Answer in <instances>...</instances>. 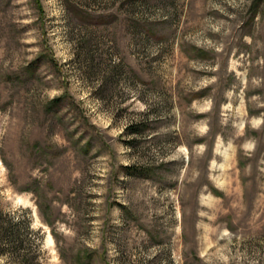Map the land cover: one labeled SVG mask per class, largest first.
I'll return each mask as SVG.
<instances>
[{"label": "rangeland", "instance_id": "rangeland-1", "mask_svg": "<svg viewBox=\"0 0 264 264\" xmlns=\"http://www.w3.org/2000/svg\"><path fill=\"white\" fill-rule=\"evenodd\" d=\"M0 264H264V0H0Z\"/></svg>", "mask_w": 264, "mask_h": 264}]
</instances>
